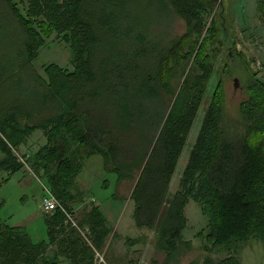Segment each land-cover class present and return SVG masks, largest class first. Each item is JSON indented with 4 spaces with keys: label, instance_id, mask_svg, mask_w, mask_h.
Segmentation results:
<instances>
[{
    "label": "trees",
    "instance_id": "16d2710c",
    "mask_svg": "<svg viewBox=\"0 0 264 264\" xmlns=\"http://www.w3.org/2000/svg\"><path fill=\"white\" fill-rule=\"evenodd\" d=\"M26 2L24 15L14 0H0V173L14 176L30 165L59 207L45 215L48 240L40 243L26 228L0 219V264H96L112 234L109 222L98 207L77 222L70 208L84 202L76 181L95 156L106 174L116 175L115 190L134 183V220L139 229L156 231L166 264L184 256L182 246L189 248L183 233L190 202L208 221L199 234L203 262L191 264H242L244 244H264V84L243 60L252 80L239 105L240 121L228 125L219 76L180 189L173 197L169 192L208 84L219 72L218 57L230 41L229 53L238 54L236 38L226 33L224 3ZM257 10L264 23V0ZM160 15L179 18L184 34L156 44L151 29ZM42 29L70 46L73 72L57 65L45 67V77L36 71L48 37ZM222 71L230 75L233 68L226 64ZM36 132L46 144L23 161L17 152Z\"/></svg>",
    "mask_w": 264,
    "mask_h": 264
},
{
    "label": "rangeland",
    "instance_id": "374dc122",
    "mask_svg": "<svg viewBox=\"0 0 264 264\" xmlns=\"http://www.w3.org/2000/svg\"><path fill=\"white\" fill-rule=\"evenodd\" d=\"M14 2L25 15L28 6L26 0H14ZM258 2L259 0H218V4L224 3L228 9L224 21L228 36L231 38L233 35L236 38L238 54L243 52L248 56V60L254 63L257 79L264 84V23L257 10ZM160 16L159 20L156 19L153 22L151 29L152 40L156 44L163 43L164 45L184 34L185 25L179 18L174 15H169L167 18L164 15ZM211 20V15L204 20L203 37L206 35V28L210 26ZM38 29L41 30V27ZM42 30L43 33L46 32ZM45 36H48L45 46L40 49L38 60L34 63L36 71L45 77L43 69L49 65H57L63 70L73 72L70 46L62 40L61 35L45 33ZM231 43L230 41L228 47L222 50V55L216 61L219 72L214 74L208 84L206 98L198 111L179 159L169 189L172 197L180 189L183 172L202 127L205 112L213 101L219 76L224 81L225 113L228 125L234 126L240 121L239 105L248 97L245 86L252 78L241 63L238 54L237 56L232 54L228 59L227 55L230 54L228 48L232 46ZM186 52L187 48L184 49V53ZM226 64L233 68L230 75L222 71ZM235 80H239L237 89ZM45 144L46 139L43 133L36 132L18 150V156L25 161L35 155ZM0 180L5 181L0 189L1 221L10 227L26 228L35 243L47 241L45 221L38 218L39 211L44 216L48 215L44 202L53 199L45 182L33 174L30 165H25V168L14 176L0 173ZM116 180V175L106 174L103 171V161L100 156L91 158L76 181L79 192L83 194L84 202L70 206L77 222L81 220L84 212L90 211L93 207H98L109 222L112 234L103 252L97 253L96 264H166V254L157 248L156 231L148 228L139 229L134 220L135 204L131 200L134 183L125 182L115 190ZM105 184L109 185L108 189L105 188ZM114 194L116 195L115 200H113ZM185 217L187 228L183 233V240L190 245L189 248L182 246L181 251L184 252V256L170 264L202 263L204 259L203 241L199 234L207 229L208 221L203 215L202 208L194 202L186 206ZM160 221L161 219L159 223ZM137 240L139 243L136 245L132 247L127 245L129 241ZM238 254L242 264H264V244L260 241L252 240L244 244ZM61 264L70 263L62 259Z\"/></svg>",
    "mask_w": 264,
    "mask_h": 264
},
{
    "label": "water",
    "instance_id": "95a60500",
    "mask_svg": "<svg viewBox=\"0 0 264 264\" xmlns=\"http://www.w3.org/2000/svg\"><path fill=\"white\" fill-rule=\"evenodd\" d=\"M241 55L243 62L247 65L251 73L257 74L256 69L254 67V63L248 60V56L245 53L241 52ZM238 87H239L238 80H235V88L237 89Z\"/></svg>",
    "mask_w": 264,
    "mask_h": 264
},
{
    "label": "built area",
    "instance_id": "2783aa9c",
    "mask_svg": "<svg viewBox=\"0 0 264 264\" xmlns=\"http://www.w3.org/2000/svg\"><path fill=\"white\" fill-rule=\"evenodd\" d=\"M44 207L47 213H52L59 207V205L56 202V200L53 198L52 200H46L44 202Z\"/></svg>",
    "mask_w": 264,
    "mask_h": 264
},
{
    "label": "crops",
    "instance_id": "0c3cea01",
    "mask_svg": "<svg viewBox=\"0 0 264 264\" xmlns=\"http://www.w3.org/2000/svg\"><path fill=\"white\" fill-rule=\"evenodd\" d=\"M38 218L44 220L45 216L39 211ZM17 227H20V226H17ZM15 228H16V227H15ZM22 228H24V227H22ZM47 240H48V239H47ZM41 242H43V241H41ZM39 243H40V242H39Z\"/></svg>",
    "mask_w": 264,
    "mask_h": 264
},
{
    "label": "flooded vegetation",
    "instance_id": "af4514ba",
    "mask_svg": "<svg viewBox=\"0 0 264 264\" xmlns=\"http://www.w3.org/2000/svg\"><path fill=\"white\" fill-rule=\"evenodd\" d=\"M227 29V28H226ZM228 31L226 30V33H227ZM227 35H228V33H227ZM233 53H231L230 55H232ZM238 56H239V58L242 60V55L241 54H238ZM238 83H239V80H238Z\"/></svg>",
    "mask_w": 264,
    "mask_h": 264
}]
</instances>
